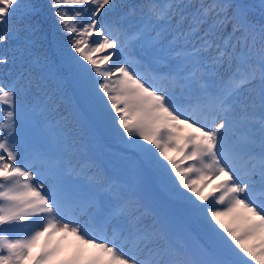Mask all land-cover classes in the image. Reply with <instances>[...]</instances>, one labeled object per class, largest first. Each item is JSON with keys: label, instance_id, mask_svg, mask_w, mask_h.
I'll use <instances>...</instances> for the list:
<instances>
[{"label": "snow or ice", "instance_id": "1", "mask_svg": "<svg viewBox=\"0 0 264 264\" xmlns=\"http://www.w3.org/2000/svg\"><path fill=\"white\" fill-rule=\"evenodd\" d=\"M48 31L67 38L68 76L136 155L135 187L74 166L51 136L29 143L26 128L63 101L38 52ZM0 48V66L20 61L0 77V264H264V0H0ZM145 175L204 244L189 249L145 203Z\"/></svg>", "mask_w": 264, "mask_h": 264}, {"label": "rangeland", "instance_id": "2", "mask_svg": "<svg viewBox=\"0 0 264 264\" xmlns=\"http://www.w3.org/2000/svg\"><path fill=\"white\" fill-rule=\"evenodd\" d=\"M134 54L139 55L137 48ZM73 87L72 96L75 101L71 109H75L81 114L78 121L82 127L83 136L80 134L72 137V146L69 148L67 141L63 140V135L60 133V127H64V124L57 123L58 118L54 120L46 117V125L26 128L29 143L37 148L49 147L48 138L51 136L57 141L51 147L58 155L63 156L66 147H68L70 150L67 153L80 160L75 166L88 168L89 166L84 165V162L92 158L102 171L108 172L114 179L125 181L128 185L135 187L137 157L133 150L112 134L110 128L95 116L76 86ZM94 143L96 144L94 145ZM88 174L91 175V173ZM217 179L222 180L223 176L221 175ZM72 183L77 190L85 189L83 181L74 180ZM137 190L150 208L156 211H167L171 215L170 227L179 242L191 250L205 243V234L200 225L183 215L179 205L169 200L167 193L154 177L145 175L143 183ZM69 239L72 238L69 237Z\"/></svg>", "mask_w": 264, "mask_h": 264}, {"label": "trees", "instance_id": "3", "mask_svg": "<svg viewBox=\"0 0 264 264\" xmlns=\"http://www.w3.org/2000/svg\"><path fill=\"white\" fill-rule=\"evenodd\" d=\"M37 3L47 4V0H36ZM126 3L135 4L138 3L139 0H124ZM47 11V9H45ZM60 47H67V38L61 32H56L55 34L52 31H48L46 34V39L44 40L42 46L38 48V52L41 58H47L48 63L51 65V72L55 75L49 81L50 90H55L59 87L62 91L63 101L59 104L58 111H52L47 114V118L57 119L56 122H62L64 127L70 129L71 136H83L82 127L77 122L79 116H81L80 112L75 109H71L74 103V98L72 96L73 86L75 85L70 76H68V70L64 64V58L59 52ZM4 49L0 48V52H3ZM20 61L17 60L15 65L8 66H0V77L5 76L10 70L14 74L19 71ZM64 140V139H63ZM96 143H94L95 145ZM70 149L66 147V152ZM99 151V149L97 148ZM73 161V165L75 166L80 162L79 159H75L71 157ZM84 165L91 167L93 172L102 171L100 166H98L95 161L91 159H87L84 162ZM92 174V173H91Z\"/></svg>", "mask_w": 264, "mask_h": 264}]
</instances>
